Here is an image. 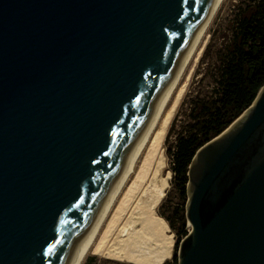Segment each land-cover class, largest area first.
<instances>
[{"label": "water", "instance_id": "obj_1", "mask_svg": "<svg viewBox=\"0 0 264 264\" xmlns=\"http://www.w3.org/2000/svg\"><path fill=\"white\" fill-rule=\"evenodd\" d=\"M218 0H0V264H81ZM178 264H264V85L188 172Z\"/></svg>", "mask_w": 264, "mask_h": 264}, {"label": "trees", "instance_id": "obj_2", "mask_svg": "<svg viewBox=\"0 0 264 264\" xmlns=\"http://www.w3.org/2000/svg\"><path fill=\"white\" fill-rule=\"evenodd\" d=\"M214 66L212 97L194 100L191 121L168 151L174 174L172 184L183 195L185 205L189 167L196 152L249 108L264 85V0H240L235 5L230 38L218 49ZM185 205L166 216L176 232L177 249L189 232ZM94 260L89 257L86 264ZM174 262L178 264L177 255Z\"/></svg>", "mask_w": 264, "mask_h": 264}, {"label": "bare ground", "instance_id": "obj_3", "mask_svg": "<svg viewBox=\"0 0 264 264\" xmlns=\"http://www.w3.org/2000/svg\"><path fill=\"white\" fill-rule=\"evenodd\" d=\"M223 2L224 0H218L212 10L203 35L192 49L177 89L139 155L108 221L81 264H84L93 249L95 255L132 264H164L170 259L173 243L166 233L165 224L153 215L170 187L171 176L169 173L164 174L166 164L162 153L163 143L171 121L186 93L192 73V69L189 71V68ZM144 157L146 158L144 165L141 167V172L128 189L122 208L111 219L124 189L129 180L135 175ZM134 202H137L135 206L133 205ZM140 223H142L141 226H139Z\"/></svg>", "mask_w": 264, "mask_h": 264}, {"label": "rangeland", "instance_id": "obj_4", "mask_svg": "<svg viewBox=\"0 0 264 264\" xmlns=\"http://www.w3.org/2000/svg\"><path fill=\"white\" fill-rule=\"evenodd\" d=\"M239 1L240 0H224L220 10L218 11L206 37L204 38V41L201 44L198 53L196 54V57L194 58L189 68V71L192 69V73L191 78L188 82L186 93L171 121L163 143L162 153L164 155L166 164L164 174L166 175L167 173H169L171 176L170 187L167 189L164 199L156 208L153 215L155 218L160 219L165 224L166 233L168 236H170L171 242L173 243L171 257L168 261L165 262L167 264H176L174 262V256L178 254L179 248H176V232L171 228L169 222L166 220V216H171L175 208L185 205L183 195L179 192L175 185L172 184L174 174L171 165L172 161L168 154V151L170 147L173 146L177 135L181 133L187 123L191 121V109L194 100L212 97L215 87L216 70L214 65L216 61V55L218 49L222 46V44H224L230 38L233 20V9ZM145 158L146 157H144L141 165L138 167L135 175L129 180L115 208V211L111 216V219H113L114 216L122 208V203L125 199L126 194L128 193V189L131 187L132 183L136 181L139 173L141 172V167L144 165ZM136 203L137 202H134L133 205L135 206ZM125 221L126 219L124 220V222ZM141 225L142 223L139 224V226ZM187 228L189 230L191 229L188 223ZM94 253L95 251L93 249L87 256L86 261L89 257H95V260L92 264H132L128 262L115 261L103 256L95 255ZM86 261L84 262V264H86Z\"/></svg>", "mask_w": 264, "mask_h": 264}]
</instances>
